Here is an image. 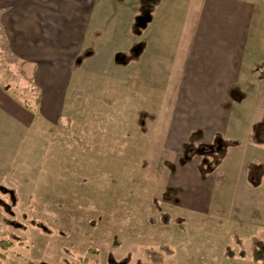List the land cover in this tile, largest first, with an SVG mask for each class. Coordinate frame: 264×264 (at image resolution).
<instances>
[{"label": "rangeland", "instance_id": "rangeland-1", "mask_svg": "<svg viewBox=\"0 0 264 264\" xmlns=\"http://www.w3.org/2000/svg\"><path fill=\"white\" fill-rule=\"evenodd\" d=\"M189 2L151 0L147 8L145 0H103L121 13L117 46L110 47L109 24L89 30L54 107L0 44V91L21 111L13 118L2 94L0 264H117L127 255L128 264H155L149 251L160 264H254L253 239L234 237L241 224L215 218L205 202L215 159L192 148L209 143L194 133L181 141L176 132L189 118V110L176 108L182 78L163 75L157 45L143 56L146 39L158 43L160 27L174 29L176 8ZM95 34L103 38L99 48ZM191 163L203 183L180 190L174 176ZM222 208L216 215L227 214ZM227 246L232 259L224 256Z\"/></svg>", "mask_w": 264, "mask_h": 264}, {"label": "crops", "instance_id": "crops-1", "mask_svg": "<svg viewBox=\"0 0 264 264\" xmlns=\"http://www.w3.org/2000/svg\"><path fill=\"white\" fill-rule=\"evenodd\" d=\"M145 2L147 8L151 6V0ZM189 3V8L183 6L184 12L176 8L174 29L160 27L158 43L146 39L143 56L146 61L157 45V58L166 64L163 75L174 71L171 76L182 78L176 108L189 110V118L177 121L181 128L176 132L182 134L181 141L194 133L197 142L209 143L191 147L192 153H207L215 159L213 174L206 176L205 202L215 218L228 217L241 224V232L238 229L234 237L253 239L254 246L256 241L264 242V0ZM106 7L103 0H0V44L32 84L51 95L53 107L85 52L88 36L92 37L89 30L109 24L110 47L117 46L114 31L121 13L112 3ZM138 10L132 9L131 16ZM106 14L111 16L103 21ZM99 35L95 34L98 48L103 39ZM2 94L1 90V99ZM4 100L16 109L14 99L5 96ZM4 109L13 118L21 114L19 107ZM192 164L176 172V188L196 189L203 183ZM221 206L226 215H216ZM257 212L262 216L257 217Z\"/></svg>", "mask_w": 264, "mask_h": 264}, {"label": "trees", "instance_id": "trees-1", "mask_svg": "<svg viewBox=\"0 0 264 264\" xmlns=\"http://www.w3.org/2000/svg\"><path fill=\"white\" fill-rule=\"evenodd\" d=\"M167 221L168 220L164 221V223L167 224ZM38 226L44 228V226L42 224L38 223ZM118 246H119V244L117 242L113 243V247H118ZM160 248L162 250H164L165 252H167L168 254L172 253V251L165 245H162ZM149 253H150L152 261L155 262V264H160L159 257L158 258L152 257L154 255V253L156 254V252L155 251L154 252L153 251H151V252L149 251ZM246 255H247V253L244 250H240L238 252V256H240V257H245ZM224 256L228 257V258H231V259L234 258L235 254H234L233 249L228 247V246L225 247ZM251 258H252V261H253L254 264H258L264 259V242L263 241H256L255 242V244H254V246L252 248V251H251ZM129 260H130V255H127V256H125L123 258V260H121V262H119L117 264H128ZM110 264H116V263L111 260Z\"/></svg>", "mask_w": 264, "mask_h": 264}]
</instances>
